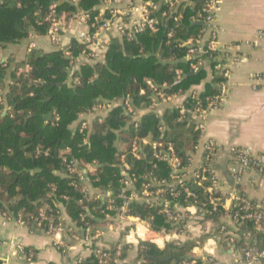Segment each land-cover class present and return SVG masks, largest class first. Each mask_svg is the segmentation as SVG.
<instances>
[{"label":"trees","instance_id":"1","mask_svg":"<svg viewBox=\"0 0 264 264\" xmlns=\"http://www.w3.org/2000/svg\"><path fill=\"white\" fill-rule=\"evenodd\" d=\"M103 1L79 0L73 3L71 0H0V47L21 43L31 32L47 34L52 26V5H55L56 19L64 14L67 19H71L79 11L94 16V8ZM194 1L197 6L204 2ZM181 13L179 23H173L170 19L168 24L167 20H162L157 32L146 30L132 38H113L105 60L93 65L83 63L75 74L79 77V82L72 85L67 82L70 77L69 69L87 47L76 39H72L66 48L49 52H29L23 65L29 66L30 71L19 74L17 70L13 71L12 82L8 86L6 77L9 63L0 64L2 213L31 228L33 225L38 226L43 209L47 215H54L58 221L61 209L57 202H62L65 212L74 224L85 228L87 225L98 226L108 213L119 214V209L126 205V215L151 219L155 228L177 230L164 213L162 204L132 200L129 197L133 192L141 195L143 185L150 180L156 183L150 187L154 195L159 187H171L176 180L173 166L166 154L171 153L172 157L178 158L179 167L182 169L180 175L183 176L191 166L192 153L197 150L200 140L201 134L196 121L193 117L189 118L187 112L198 106L193 93L196 92L195 86L206 76V71L203 69L199 74L188 76L192 72L191 62L184 57L189 49L179 45V42L180 39L187 40L191 36H197L201 26L193 24L194 10L187 8ZM170 30L175 31L171 38L168 36ZM206 59L210 61L213 77L207 89L198 93L197 98L203 104L217 94L218 83L222 80L214 70L215 62L208 55ZM178 71H182L181 76ZM148 81L167 97L184 94L188 90L194 91L183 108H167L164 115H159L155 107L162 100ZM6 87L7 92L3 93ZM112 101H120V104L94 124L88 140L86 131L82 133L78 129L74 132L70 128L81 113ZM141 108H149L151 111L138 122H133L131 112ZM183 110L186 113H182ZM47 115L51 117L49 121H46ZM146 137H151L152 144L142 146L141 140ZM120 139L127 143V151L119 152L116 141ZM155 142L160 144L157 150L153 147ZM134 144L142 148L140 157L133 154ZM169 145H172L174 152L169 150ZM158 150L163 153L161 158L155 157ZM66 154L84 161L96 159L101 167L94 176H87L94 186L110 195L96 198L87 194L86 180L82 181L68 171L64 159ZM123 162L130 165L134 188L124 185L125 175L121 168ZM57 171L64 172L65 176ZM185 184L196 193L195 198L187 199L181 192L179 199H168L170 195L167 192L158 195L160 201L166 198L172 201L171 205L178 203L183 207L195 205L201 208L203 204L206 205L208 198L205 188L196 186L194 179L186 180ZM110 200L113 210H108ZM203 209L200 214L203 217L202 223L214 222L215 233H220L218 227L223 225L221 219L225 212L221 209L213 211L209 204ZM184 222L182 220L180 224L183 225ZM239 234L240 245L245 235L250 234L252 238L258 239L256 245L264 250V233L256 231L251 221L243 222ZM198 242L195 238L184 242L172 241L164 248H159L152 242L140 241L136 257L139 263L133 264L190 262V253ZM130 248L129 245H123L120 256L123 257ZM110 251V256L104 263H101L100 257L91 254L86 259L79 258L77 264H116L117 248L112 247ZM35 252L33 248H25L27 257ZM35 259L33 256V260ZM0 264L3 261L0 260ZM194 264L205 263L197 259Z\"/></svg>","mask_w":264,"mask_h":264},{"label":"crops","instance_id":"2","mask_svg":"<svg viewBox=\"0 0 264 264\" xmlns=\"http://www.w3.org/2000/svg\"><path fill=\"white\" fill-rule=\"evenodd\" d=\"M142 1L144 0H121L120 3H115L113 7L124 12L125 15H122V17L128 20L126 11L135 8ZM103 2L94 8L96 13L102 8ZM86 13L89 14L85 11H79L71 19H67L65 14L62 15L64 20L60 28L62 39L60 45L53 44L47 34L38 35L33 32L21 43L2 45L0 47V64L3 62L9 63L6 86L12 82L11 75L13 71L17 70V74L30 71V67L23 65V62L29 53L28 47L31 42L36 43L34 50L49 52L66 48L72 39L79 42L81 36L83 37L89 33L91 31L90 21L82 19L83 14ZM89 15L93 17V15ZM218 25L219 43L231 46L229 56L231 58L237 57L239 61L236 65H233L229 82L230 90L226 102L221 108L212 110L206 119L204 139H214L223 148L217 155L213 167L227 190L234 185V180L229 173V148L237 146L256 153H264V80L254 77L256 74H264V35H262L264 32V0H223L218 14ZM113 38L123 39L124 37L111 34V39ZM103 55L96 61L82 56L78 57L76 61L80 66L81 63L93 65L97 62H103L105 60ZM203 68L206 71V76L195 86L197 94L207 89V85L213 77L209 60L206 61ZM67 82L72 85L69 78ZM193 91L188 90L186 93L174 96L170 100L160 101L155 107L156 113L164 115L167 108H183L184 103ZM6 92L7 87L3 90V93ZM108 103L101 105L104 106ZM118 104H120V101H112L111 108L96 106L89 112L81 113L70 128L75 132L80 129L83 123L86 124L88 140L89 135L94 130V124L100 118H105L109 111ZM149 111H151L149 108L136 110L135 118L141 120ZM50 119L51 117L46 121ZM141 143L142 146L152 144L151 137L143 138ZM116 146L119 152L127 151V143L121 139L116 141ZM66 158L74 159L78 170L83 173L84 180H86L87 194L96 198L107 196L108 192L94 186L90 177L87 176L89 174L94 176L101 167L96 159L84 161L74 155L71 158L68 154L64 157V159ZM203 158L202 148L192 153L191 166L186 170L188 179L191 178L193 170L203 165ZM57 173L65 176L62 171H57ZM240 190L252 199H263L264 179L253 173L247 174ZM57 205L61 209L59 219L67 227L66 232L58 235H49L39 225H33L29 228L20 220L11 218L0 211V260L3 261V264H77L79 258L86 259L91 256L88 245L75 237L81 235L82 228L76 226L71 217L67 215L62 202H57ZM177 209L185 214L184 225L187 226L180 227L177 230H167L169 233L168 239L161 242L160 248H164L172 241L184 242L195 238L199 242L190 253L191 256L199 259L212 257L228 264H241L239 262L240 253L230 252L227 243L214 238L213 234H210L216 228L214 222L202 223V220L197 217L198 210L194 206H180ZM221 220L223 223L229 221L224 216ZM93 228L95 231L100 230L97 237L99 245L101 244L110 249L112 247L117 248L116 264L121 262L139 263L136 258L137 246L140 241L151 242L150 236L153 235L146 229L144 224L136 219V216L132 215H129L128 218H119L117 214L108 213L106 219ZM155 229L159 230V228ZM252 242L258 244V239L252 238ZM123 245H129L131 248L126 250V254L122 257L120 254ZM25 248H33L36 252L27 257ZM60 248L63 249V252ZM33 256L36 257L35 260H33Z\"/></svg>","mask_w":264,"mask_h":264},{"label":"built area","instance_id":"3","mask_svg":"<svg viewBox=\"0 0 264 264\" xmlns=\"http://www.w3.org/2000/svg\"><path fill=\"white\" fill-rule=\"evenodd\" d=\"M71 1L76 3L79 0ZM120 2L121 0H104L102 8L99 9L93 17L87 13L83 14L82 19H88L90 21L89 26L91 31L83 37L81 36L79 39V43L87 45L86 50L81 54L82 57L94 61L100 58L102 54H104L103 57H105L112 40L111 34L132 38L137 33H142L146 30L157 32L162 20H167L168 24L170 19L173 23H179L182 18V10L190 8L195 12L193 24L197 25L200 23L199 25L201 28L197 36H191L187 40L180 39L179 45L187 46L189 49L184 58L191 62L190 66L194 72L205 66L207 61L206 55H208V58L215 62L214 70L222 77V80L218 83L219 91L213 97L207 99L206 105L197 98L198 94L196 92L193 93V97L198 106L195 110L187 112L189 118L193 117L195 119L197 129L201 134L196 149H203V165L193 170L191 178L188 179L186 176L187 173L183 176L180 175L182 169L179 167L178 158L176 156L172 157L171 153H167L166 155L169 157L174 169L173 174L176 181L172 184L173 186L171 185L168 189L159 187L156 195H154L150 187L156 183L150 180L143 185L141 195L133 192L129 198L132 200L147 201L152 204H162L164 206V213L167 215L169 221H172V225L174 224L175 226L174 228L186 227L187 225L180 224L181 221L185 219V214L177 209L181 205L178 203L171 205L172 201L168 199H179L181 192L186 195L187 199L195 198L196 193L185 184L186 180L194 179V184L196 186L205 188L208 198L206 205L203 204L201 208L192 205L198 210L197 217L201 220L203 219L200 214L203 212V208H205V206L207 208L209 204L213 207V211H218L219 209L223 210L225 212L224 217L229 220L228 223H223V225L218 227L220 233H215V229L212 230L214 234L213 237L227 243L230 252L240 253L239 262L241 264H264V250H261L252 242V236L250 234L245 235L242 245L239 244L241 240L239 230L244 221H251L256 231L264 233V198L252 199L240 190L241 184L247 174L253 173L264 179V153H256L247 148L237 146L229 148V173L234 180V185L226 190L224 188V183L213 167L217 155L223 148L214 139H204L206 119L212 110L221 108L226 102L230 90L229 82L233 72V65H236L239 61V58H231L229 56L231 46L219 43L218 14L223 0H204L200 6H197L194 0H144L135 8L126 11V17L129 18L128 20L122 17V15H125L124 12L118 11L113 7L115 3ZM51 9L52 13L50 18L52 26L47 35L53 44L60 45L62 43L60 28L63 24L62 21L64 20V16L60 19H56L55 5H52ZM174 34L175 31L170 30L168 36L171 38ZM262 35H264V32ZM35 48L36 43L31 42L28 51L31 52ZM66 54L68 55L69 53ZM76 60L72 62V66L69 69V79L72 84L79 82V77L75 76V74L79 72L81 66ZM178 74L181 76L182 71H178ZM254 77L264 80V74H256ZM148 84L157 92L160 100L164 101L172 98L165 96V94L161 90H158L151 81H148ZM154 102L156 104V99ZM97 107L111 108V102L104 106L100 104ZM127 113L129 114L130 112ZM131 113H133L132 121L138 122V118H135V112ZM182 113H186L185 110H183ZM101 119L102 118L99 120ZM86 130L87 126L83 123L80 126V132L84 133ZM153 147L157 150L160 144L155 142L153 143ZM141 150L142 148L138 144H134L133 154L135 156L140 157L139 154ZM169 150L174 152L172 145H169ZM38 152L40 151L38 150ZM162 154L163 153L158 150L155 153V157L161 158ZM65 161L68 171L75 174L82 181H85L83 173L78 170L76 161L67 158ZM121 168L122 173L125 175V179L123 180L124 185L127 188H134L130 177V165L123 162ZM178 188H180V190H178ZM167 192H169V198H162V201H160L158 195ZM106 195L109 196L110 193L108 192ZM172 207L174 211H172ZM108 210H113L111 200ZM119 211L120 213L117 214L119 218H128L129 215H126V205H123ZM136 219L144 224L146 229L153 234L150 236V241L158 247L161 245L162 241L168 239L169 233L167 230H156L152 225L151 219H143L138 216H136ZM38 225L41 228L45 226L44 229L49 235H58L59 233L67 231V227L60 219L56 221L54 215H47L45 209L40 212ZM70 230L72 229L70 228ZM98 234H100L99 229L95 231L91 225H87L85 228H82L81 235H76L75 237L88 245L91 254L100 257L101 263H104L109 258L111 251L110 248L98 244ZM191 258L192 260H190V262L185 261L183 264H194L196 260L199 259L195 256H191ZM201 260L205 264H228L212 257H206V259Z\"/></svg>","mask_w":264,"mask_h":264},{"label":"water","instance_id":"4","mask_svg":"<svg viewBox=\"0 0 264 264\" xmlns=\"http://www.w3.org/2000/svg\"><path fill=\"white\" fill-rule=\"evenodd\" d=\"M200 23H198V25H199ZM204 68L203 67H201V68H199L197 71H192V72H190L189 74H188V76H192V75H196V74H199L202 70H203ZM49 117L50 116H46L45 118L46 119H49Z\"/></svg>","mask_w":264,"mask_h":264}]
</instances>
